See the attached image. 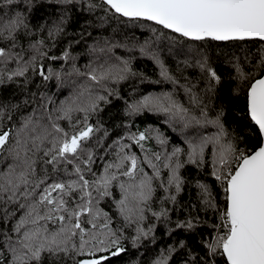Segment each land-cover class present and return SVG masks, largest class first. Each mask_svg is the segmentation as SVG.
Segmentation results:
<instances>
[{
	"label": "snow or ice",
	"instance_id": "6c2138e0",
	"mask_svg": "<svg viewBox=\"0 0 264 264\" xmlns=\"http://www.w3.org/2000/svg\"><path fill=\"white\" fill-rule=\"evenodd\" d=\"M0 264H264V0H0Z\"/></svg>",
	"mask_w": 264,
	"mask_h": 264
},
{
	"label": "trees",
	"instance_id": "16d2710c",
	"mask_svg": "<svg viewBox=\"0 0 264 264\" xmlns=\"http://www.w3.org/2000/svg\"><path fill=\"white\" fill-rule=\"evenodd\" d=\"M149 68H151V64L149 63ZM148 87H154V86H148Z\"/></svg>",
	"mask_w": 264,
	"mask_h": 264
}]
</instances>
